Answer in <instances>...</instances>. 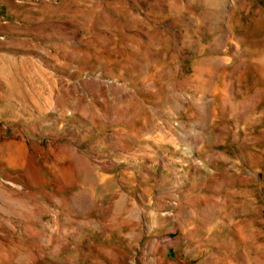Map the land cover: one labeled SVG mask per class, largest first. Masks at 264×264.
Here are the masks:
<instances>
[{
	"label": "rangeland",
	"instance_id": "1",
	"mask_svg": "<svg viewBox=\"0 0 264 264\" xmlns=\"http://www.w3.org/2000/svg\"><path fill=\"white\" fill-rule=\"evenodd\" d=\"M0 264H264V0H0Z\"/></svg>",
	"mask_w": 264,
	"mask_h": 264
}]
</instances>
